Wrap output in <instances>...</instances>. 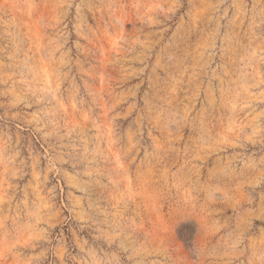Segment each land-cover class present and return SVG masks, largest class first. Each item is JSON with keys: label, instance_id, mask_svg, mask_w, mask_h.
Here are the masks:
<instances>
[{"label": "rangeland", "instance_id": "374dc122", "mask_svg": "<svg viewBox=\"0 0 264 264\" xmlns=\"http://www.w3.org/2000/svg\"><path fill=\"white\" fill-rule=\"evenodd\" d=\"M0 264H264V0H0Z\"/></svg>", "mask_w": 264, "mask_h": 264}]
</instances>
